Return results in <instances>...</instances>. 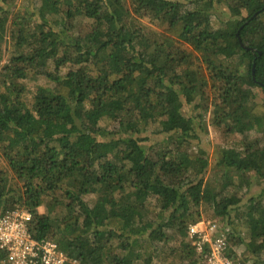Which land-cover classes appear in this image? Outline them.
Returning <instances> with one entry per match:
<instances>
[{
    "label": "trees",
    "instance_id": "1",
    "mask_svg": "<svg viewBox=\"0 0 264 264\" xmlns=\"http://www.w3.org/2000/svg\"><path fill=\"white\" fill-rule=\"evenodd\" d=\"M16 1L0 0V217L29 212L31 236L78 264H151L172 240L197 264L186 238L197 208L222 219L256 177L261 191L235 208L227 238L248 254L234 260L264 264V0ZM217 4L229 18L214 27ZM33 75L51 85L27 103ZM196 97L241 137L219 150L217 187L182 112ZM145 133L161 137L144 145Z\"/></svg>",
    "mask_w": 264,
    "mask_h": 264
},
{
    "label": "rangeland",
    "instance_id": "2",
    "mask_svg": "<svg viewBox=\"0 0 264 264\" xmlns=\"http://www.w3.org/2000/svg\"><path fill=\"white\" fill-rule=\"evenodd\" d=\"M36 0H17L16 6L21 7V5H25L29 2H34ZM229 18V13L227 10V7L224 4H217L214 9L212 10L211 15V21L214 25V27H217L219 25L220 21L227 20ZM153 30L161 31V27L152 26ZM190 49V48H188ZM65 71V69H64ZM25 86L28 88L27 96L25 97V101L29 103L31 101L32 92L38 87V86H48L51 85L50 82H48L44 77L42 76H31V78L26 79L23 81ZM255 92L257 94V101H261L263 99V95L261 94V91L258 88H255ZM207 94L209 97H212V92L210 90L207 91ZM212 107L211 104L208 102H203L199 97H196L193 102L191 103H183L182 112L185 116L190 117L194 121V127L197 134V138L192 140V147L194 151H198V149L203 150L205 152V156L208 159V166L205 169V172L203 174L204 180L212 184V186H218L219 185V176H220V169L221 167L218 166V160H219V150L221 147H228L230 145L235 144L238 142V140L241 138L239 135H226L222 132L221 129L216 128L211 124L210 118H211V111ZM144 135H147L150 140L144 141V145H149L152 142H155L160 139L161 136L151 135L149 133H145ZM251 137H262L261 133L253 132L251 134ZM264 142H261L263 144ZM263 146V145H262ZM227 171V170H226ZM228 175H230V172L228 171ZM232 176V175H231ZM238 181H236L237 183ZM231 187V186H230ZM233 188L236 192V188ZM262 188V184L260 181L257 180L256 177H253L251 179V184L248 188H244L239 190L237 193L239 194L241 200L238 203V205L233 206L229 209L228 215L222 217V219H217L214 216L213 208L210 204H201L197 208L198 218H204V219H215L219 220L222 223L227 224L226 222L232 221V219H235V211H238V208H242L244 204L247 202V200L250 197L257 196ZM231 189L226 193H230ZM154 204V201L151 202L150 212L147 214V217L149 220L157 219L158 217V210L152 206ZM238 207L237 209H235ZM39 210L41 212L44 211L43 207H39ZM194 210V209H193ZM165 217V216H164ZM197 218V219H198ZM239 230V231H238ZM237 231L240 233V237L242 240H247L248 234L246 233L244 225H240V228ZM233 231V230H232ZM237 231H234L235 234ZM234 236L236 237V235ZM174 238H178L177 234L171 235ZM142 242V241H141ZM140 242V243H141ZM233 245V249L236 252V256L239 259H244L248 257L247 252L245 251V246L243 244L241 245ZM167 246L171 247L167 248ZM166 247H163L161 250L158 251V254L156 257H154L151 261V264H190L193 257H186L182 256L175 252H171L172 250H176L178 244L172 240L167 244ZM148 245L145 243V248L147 249ZM148 252V249H147ZM149 254V252H148ZM149 260L148 256L146 257V261ZM144 262L142 260L137 261L135 264H143ZM145 264V263H144ZM246 264H251V262H247Z\"/></svg>",
    "mask_w": 264,
    "mask_h": 264
},
{
    "label": "built area",
    "instance_id": "3",
    "mask_svg": "<svg viewBox=\"0 0 264 264\" xmlns=\"http://www.w3.org/2000/svg\"><path fill=\"white\" fill-rule=\"evenodd\" d=\"M31 214L17 209L0 217V249L9 264H78L50 240H35L29 232ZM228 224L200 218L187 226L186 238L199 258L197 264H243L232 257Z\"/></svg>",
    "mask_w": 264,
    "mask_h": 264
}]
</instances>
